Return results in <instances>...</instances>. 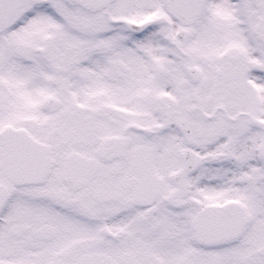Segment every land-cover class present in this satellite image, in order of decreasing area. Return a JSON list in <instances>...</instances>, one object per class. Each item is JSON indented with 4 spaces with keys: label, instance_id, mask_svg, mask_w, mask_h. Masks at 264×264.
<instances>
[{
    "label": "snow or ice",
    "instance_id": "1",
    "mask_svg": "<svg viewBox=\"0 0 264 264\" xmlns=\"http://www.w3.org/2000/svg\"><path fill=\"white\" fill-rule=\"evenodd\" d=\"M0 264H264V0H0Z\"/></svg>",
    "mask_w": 264,
    "mask_h": 264
}]
</instances>
